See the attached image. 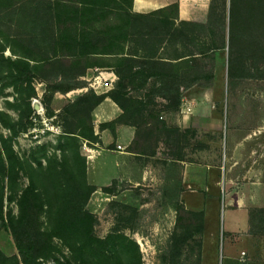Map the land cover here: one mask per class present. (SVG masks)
Segmentation results:
<instances>
[{
  "label": "rangeland",
  "instance_id": "374dc122",
  "mask_svg": "<svg viewBox=\"0 0 264 264\" xmlns=\"http://www.w3.org/2000/svg\"><path fill=\"white\" fill-rule=\"evenodd\" d=\"M250 1L237 0V4L247 8ZM254 2L259 3L255 5L257 18L245 19L241 27L253 22L259 44L250 49L251 43L244 34L238 36L231 68L228 25L226 23L224 31L223 24L229 0L227 6L224 0H213L205 26L179 23L172 26L166 20L160 27L158 17L153 16L151 20H144L139 28L141 33L126 32V37L124 35L113 48L100 46L97 52L103 53L88 56L89 59L78 63L74 62V57L59 56L60 51L55 48L58 27L47 0H21L13 7L0 9V49H3L0 51V112L4 113L0 118V135L11 137L13 131L9 127L14 125L18 133L13 136L12 145L20 157L34 165H37L33 161L35 157L46 164L48 157L71 155L69 148L64 151L61 147L67 144L63 135L80 130L90 134L94 109L101 103L93 108L94 98L85 93L90 89L97 94L106 91L99 87L97 80L111 69L125 74L121 83L124 94H119L123 107L117 103L124 111L119 122L137 126L140 145L135 148L141 150L143 156L127 161L111 157L108 162L113 170L117 162L121 165L119 174L116 171L118 178L111 184H99L108 178L98 167H103V162L96 160L87 171V181L96 189L86 208L97 218L95 235L113 236L107 247L112 250L110 256L114 264H202L203 261L207 264H264V214L258 211L264 208V13L257 9L260 4L264 7V0ZM127 5L124 2L125 8ZM113 20L115 18L109 17L104 23ZM175 28L185 34L175 35ZM175 49L179 53L196 54L197 58L190 64L214 73L212 83L216 81L217 85L215 90L209 91L214 92V101L200 105L201 117L216 121L207 125V129L178 122L181 112L175 98L166 99L156 93L163 84L162 77L151 76L143 84L137 75H130V67L132 73L136 69L146 73L170 72L171 66L162 61L174 58ZM253 52L257 56L256 64L260 65L258 68L252 64ZM1 53L5 57L16 58L13 53H17L16 56L25 54L35 60L53 61L46 69L39 70L42 78L36 76L37 95L31 99L34 109L31 117H22L27 113V91H18L11 84L9 68L1 60ZM121 59H125L122 65ZM89 62L92 67L87 69ZM250 65L253 68L250 69ZM83 70L87 72L88 89L67 93L47 90V78ZM185 71L181 68L182 73ZM229 71L233 76H229ZM248 71L251 75L244 76ZM117 82L118 79L114 87ZM205 82L203 79L200 83ZM114 87L98 95H105L103 100L111 98L106 95ZM95 118L98 121L96 115ZM147 120L150 122L146 123ZM119 122L102 127L113 130ZM80 143L85 157L100 147L84 137L80 138ZM199 165L217 166L219 178L216 216H209L208 221L209 226H216L215 241L211 242L207 236L205 244L200 215L204 196L188 186L189 173L202 171ZM29 183L25 175L21 185L25 187ZM9 209L13 216L18 215L17 200L9 203ZM55 244L54 256L43 264H77L66 258L70 252L61 240L56 239ZM0 249L7 256L18 255L10 233L4 228H0Z\"/></svg>",
  "mask_w": 264,
  "mask_h": 264
},
{
  "label": "trees",
  "instance_id": "16d2710c",
  "mask_svg": "<svg viewBox=\"0 0 264 264\" xmlns=\"http://www.w3.org/2000/svg\"><path fill=\"white\" fill-rule=\"evenodd\" d=\"M20 1L0 0V9L13 7ZM47 1L52 6V19L58 27L55 48L60 51L59 56L74 57L76 63L89 59L88 56L103 53L102 51L97 52V48L100 46L113 48L126 32L128 34L141 33L139 28L143 26L144 20H151L153 16L158 17L161 22L160 27L166 23V20L170 25L176 26V22L167 15V11H174L175 19L177 5L142 15L130 11L132 0ZM254 1H250L249 7L246 8V5L240 7L237 0H229L228 15L223 16L224 31H226V23L228 25L230 68L233 67L235 62L233 52L238 36L244 34V37L251 43L250 49L259 44L256 41V25L253 22L246 27H241V22L245 19L249 18L253 21L257 18L255 5L259 3ZM124 2L128 3L127 8L124 7ZM224 4L227 6L228 0H224ZM211 8L212 3L210 13ZM257 9L261 14L264 13L262 4ZM109 17L115 18V20L104 23V20ZM181 24L189 25L191 23L181 22ZM201 25L205 26L204 24ZM159 26L154 25L157 30ZM239 28H241V31ZM175 30V35L185 34L183 30L177 28ZM2 50L0 49L1 52ZM11 50L13 52V49ZM175 52L174 60L176 62L168 63L171 66L170 72L146 73L143 69H136L132 73V67H130V75H137L138 78L142 79L143 84H146L151 76L162 77L163 84L156 90V93L166 99L175 98L176 105H180L182 86L188 88L195 84L209 85L214 79V73L205 71L202 68H195L190 64L192 60H195L194 58H197L196 54L179 53L178 49H175ZM253 53L254 63L252 64L258 68L260 65L256 64L258 62L257 56L255 52ZM13 55L16 58L12 56L5 57L1 53V60L7 63L11 84L16 86L18 91H27L25 97L27 113L22 114V117L28 118L34 113L31 99L37 95L36 76L42 67L46 69L53 61L51 59L35 60L33 56L25 54L16 56L17 53H13ZM121 60L120 65L123 64L122 62L125 59ZM31 61L34 63H31ZM87 67H92L90 62ZM181 68L186 69V71L182 73ZM249 68L251 69L253 66L250 65ZM81 72L85 73L86 70ZM249 72L244 76H250ZM74 74L76 73H64L60 77L47 78V90L61 93L71 91V88H66L65 85H69V80L74 77ZM116 74L119 77L118 82L106 96H110L123 107L119 94H124V91H121V89L123 90L121 83L125 78V74L121 71H116ZM38 76L42 78L43 73H39ZM229 76H233L231 71H229ZM203 79L206 82L201 84L200 82ZM75 84L82 87L86 86V82H76ZM85 95L94 98L93 108L102 102L105 97V95H98L93 89H90ZM3 115L4 113L0 112V118ZM123 117L124 115L108 124L114 125L117 121H121ZM148 122L150 120L146 121V123ZM9 128L13 131L11 137L0 135V228H4L10 233L18 250V255L7 256L0 249V264H43L44 260L54 256L56 239L61 240L69 249L70 255L66 258L70 261L73 260L77 264H114L110 256L112 250L107 247L113 236L100 238L95 235L94 226L97 218L86 208L88 200L96 188L87 181V158L81 153L80 138L84 137L90 141L98 140L97 136L94 135L92 122L90 123V134H85L83 130H80L79 132L63 135L67 144H61V147L64 151L69 148L72 152L71 155L64 153L61 158L57 156L48 157L46 164L35 157L33 161L37 165L18 155L12 145L13 136H16L18 132L15 130L14 125ZM25 175H27L30 183L23 187L21 180ZM15 200H17L19 207L17 216H13L11 209H9V203ZM258 211L264 214V208ZM200 215L202 216L203 229L204 212ZM254 217L255 212L253 211L251 212V218ZM57 261L60 262L58 258Z\"/></svg>",
  "mask_w": 264,
  "mask_h": 264
},
{
  "label": "crops",
  "instance_id": "0c3cea01",
  "mask_svg": "<svg viewBox=\"0 0 264 264\" xmlns=\"http://www.w3.org/2000/svg\"><path fill=\"white\" fill-rule=\"evenodd\" d=\"M212 0H132V4L130 7V11L136 14H148L150 12L167 8L172 5H177V16L174 19V11H167V15L171 17L176 24H181V22H190L191 24H206L209 20L210 16V7ZM127 57V56H126ZM163 61L176 62L174 58H164ZM31 63H34L31 61ZM91 68V67H87ZM83 72H79L74 74V77L69 80V85H65L66 88H71V91L77 89H88V79L86 77L87 72L81 74ZM101 79L97 80V84L99 87L106 91L98 92V94H105L109 89L114 87V82L119 79L116 72L111 69L109 72H105ZM217 79V77H216ZM215 79V80H216ZM76 82H86V86L76 85ZM217 85L216 81L209 85H200L195 84L188 88L181 87L182 89V97L181 103L179 105V110L181 112L180 124H184L185 122H189L190 126L192 123V127L207 129V125H211V123L216 122L215 120H208L201 117V107L200 105L206 103L207 101H214V92H209L210 90H215V86ZM36 87V85H35ZM37 89V87H36ZM124 113L123 109L111 98L106 97L95 109H94V135L97 136V145L100 146L95 148L94 153L92 155H88L87 158V171L89 170L90 164L95 163L98 160V163L103 162L108 163L107 165L103 164V167L98 166L103 171V174H108V178L101 181L99 184H111L112 180L118 178V172L121 169L120 163H116L115 170L110 166L111 164L108 162L111 157H119L120 160L127 161L130 158L134 159L137 157H142L143 154L141 150L135 148V146H139V137H138V128L136 125L127 123V122H119L115 125L113 130H109L107 127H102L103 124L111 123L122 116ZM194 114V115H193ZM95 115L98 117L95 118ZM205 116V115H204ZM162 118V116L160 117ZM206 121V122H205ZM209 121L210 123H207ZM205 122V124H203ZM178 125V124H177ZM214 128H216L214 126ZM101 129V130H100ZM201 129V128H200ZM102 139V142H100ZM100 142V143H99ZM102 143V144H101ZM116 144V145H115ZM101 145H103L101 147ZM109 146H113L115 148H109ZM105 147L109 149L106 150ZM119 147L120 150L117 148ZM97 154V155H95ZM96 159H95V158ZM94 158V159H93ZM102 165V163H101ZM123 166V165H122ZM202 171H195L194 173H189L190 181L189 187L193 190H197L202 192L204 198V208H202L204 212V244L207 241V236L211 239V242L215 241L216 234V226H209V216H216L214 207L219 201L218 195V186H219V178H217L216 168L217 166H200ZM117 171V173H116ZM209 231V232H208ZM203 261V260H202ZM202 264H207L206 262H202Z\"/></svg>",
  "mask_w": 264,
  "mask_h": 264
}]
</instances>
